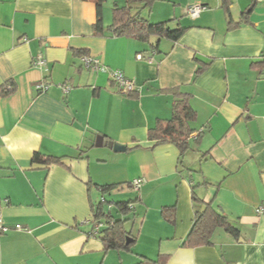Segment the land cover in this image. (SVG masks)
<instances>
[{
  "label": "crops",
  "instance_id": "1",
  "mask_svg": "<svg viewBox=\"0 0 264 264\" xmlns=\"http://www.w3.org/2000/svg\"><path fill=\"white\" fill-rule=\"evenodd\" d=\"M229 1L227 16L221 0H156L148 21L185 31L177 42L142 43L106 31L111 4L101 8L104 35H95L91 0H0V89H12L0 95V215L10 228L0 264H135L159 255L167 264H264V215L255 212L264 205V0ZM193 5L205 7L196 18L187 15ZM78 52L107 71L85 69ZM112 70L138 91L119 93ZM173 92L195 113L182 155L148 138L172 118L181 99ZM98 135L125 151L95 147ZM36 153L59 163H32ZM136 179L144 181L133 190ZM118 203L133 209L122 215ZM207 204L238 236L218 228L209 245L189 247ZM98 207L125 221L131 252L104 250L100 231L85 224Z\"/></svg>",
  "mask_w": 264,
  "mask_h": 264
},
{
  "label": "trees",
  "instance_id": "2",
  "mask_svg": "<svg viewBox=\"0 0 264 264\" xmlns=\"http://www.w3.org/2000/svg\"><path fill=\"white\" fill-rule=\"evenodd\" d=\"M91 1L95 3L97 9V19L93 26L94 34L104 35L105 30L101 24V8L106 0ZM122 1L123 5L121 6L116 3H113L111 6L112 24L106 30L110 36L117 38L124 37L142 43H148L151 38L167 39L171 42H177L183 35L185 31L184 28L177 27L176 29H171L168 21L150 23L141 16L139 10L142 7L151 8L156 0ZM229 6V0H221V8L227 16L229 15ZM229 25L231 26L230 22ZM152 52H154V49H152ZM78 54L80 57L83 55L79 52ZM201 71L202 69H198L196 74L198 75ZM11 91V88H1L0 95L7 96ZM173 94L175 97L181 99L173 103L172 118L168 121L159 120L155 127L149 131L148 138L157 143L169 142L175 145L182 155L189 148L188 138L191 134V130L187 124L195 119V113L190 108L186 96H181L177 92H173ZM32 163L51 165L59 163V159L51 157L44 158L36 153L32 157ZM113 188V186H106L102 190L104 192H109ZM117 207L122 215H127L133 209L129 203H118ZM93 222H101L105 225V229L100 230L97 235L105 251L116 250L131 252L134 239L130 237V234L125 230V221L114 219L110 213L105 214L101 211V207H98L96 214L93 216L92 223ZM218 228L224 229L225 232L234 237H237L239 233V231L229 223L226 217L216 213L211 205H205L203 211L196 213L192 228L186 239L187 246L198 247L209 245L214 231ZM135 264H167V257L159 255L155 260L140 257Z\"/></svg>",
  "mask_w": 264,
  "mask_h": 264
},
{
  "label": "built area",
  "instance_id": "3",
  "mask_svg": "<svg viewBox=\"0 0 264 264\" xmlns=\"http://www.w3.org/2000/svg\"><path fill=\"white\" fill-rule=\"evenodd\" d=\"M204 8L205 7L203 5L190 6L187 9V15L190 18H196V17H198L199 13ZM137 60H142V56L138 55ZM148 61H150V59H148ZM81 62H82L83 67L87 70L101 71V72L107 71L106 67L103 66L97 58L83 56V57H81ZM34 64L41 66L43 64V60L41 59V57L38 56L36 58ZM109 74H110L111 80L118 85V87L120 89L119 93H121L123 95H129V94L136 93L138 91L139 88L134 83V81L126 78L121 71L112 70L109 72ZM48 87H49V85L47 83H39L35 86V89L40 91V92H45L48 89ZM143 181L144 180H142V179H136V180L132 181L129 184V186L133 190H138L140 185L143 183ZM255 212L257 215H264V205H260L259 207H257ZM85 224L89 225L92 229V232L95 234L98 233L100 230H102L105 227L104 223H101V222H95V223L93 222L92 223V220L90 222H88V221L85 222ZM13 229H15L17 231L26 230V228H24L20 225L14 226ZM9 230H10V228L5 224L2 216L0 215V236L7 233Z\"/></svg>",
  "mask_w": 264,
  "mask_h": 264
},
{
  "label": "water",
  "instance_id": "4",
  "mask_svg": "<svg viewBox=\"0 0 264 264\" xmlns=\"http://www.w3.org/2000/svg\"><path fill=\"white\" fill-rule=\"evenodd\" d=\"M94 145L95 147H98V148L102 146L108 147L109 149H112L114 152H124L126 149L124 146H121L112 141L105 142L103 137L100 135L96 136Z\"/></svg>",
  "mask_w": 264,
  "mask_h": 264
},
{
  "label": "rangeland",
  "instance_id": "5",
  "mask_svg": "<svg viewBox=\"0 0 264 264\" xmlns=\"http://www.w3.org/2000/svg\"><path fill=\"white\" fill-rule=\"evenodd\" d=\"M113 3H116L119 6L123 5V1L122 0H106L104 2V5H108V4L112 5ZM139 11H140V13L141 12L145 13L144 14V16H145L144 18L148 20V15H150L151 9L149 7H142ZM150 23H152V22H150ZM120 190L122 191V189H120ZM123 191L125 192V191H127V189L124 188ZM107 198L110 199L109 197H107ZM107 207H108V205L106 204L105 208H107ZM111 207H112V205H111ZM111 211L114 212V209H112ZM116 216H118V215H116Z\"/></svg>",
  "mask_w": 264,
  "mask_h": 264
}]
</instances>
